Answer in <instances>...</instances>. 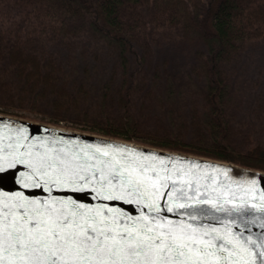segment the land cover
Masks as SVG:
<instances>
[{
    "label": "snow or ice",
    "instance_id": "1",
    "mask_svg": "<svg viewBox=\"0 0 264 264\" xmlns=\"http://www.w3.org/2000/svg\"><path fill=\"white\" fill-rule=\"evenodd\" d=\"M9 124L0 178L23 170L19 188L0 187V264H264V232L244 230L264 228L256 174L235 179L225 166L131 145L29 139Z\"/></svg>",
    "mask_w": 264,
    "mask_h": 264
},
{
    "label": "trees",
    "instance_id": "2",
    "mask_svg": "<svg viewBox=\"0 0 264 264\" xmlns=\"http://www.w3.org/2000/svg\"><path fill=\"white\" fill-rule=\"evenodd\" d=\"M83 31L114 53L122 71L115 100L104 93L100 104L81 116L75 113L74 123L83 132L264 171V138L241 133L226 112L229 86L224 72V65L248 43L264 38V0H0L3 106L34 111L47 98L53 122L77 112L79 96L86 91L81 85H67L50 48ZM162 38L202 46L195 50L190 68L203 81L202 104H192L188 117L178 116L176 123L156 122L149 128L126 98L129 80H135L133 72H127L129 56L144 85L152 46ZM156 77L154 68L152 79Z\"/></svg>",
    "mask_w": 264,
    "mask_h": 264
},
{
    "label": "rangeland",
    "instance_id": "3",
    "mask_svg": "<svg viewBox=\"0 0 264 264\" xmlns=\"http://www.w3.org/2000/svg\"><path fill=\"white\" fill-rule=\"evenodd\" d=\"M197 48L202 49V46L174 39L162 38L154 43L151 62L144 68V85L138 82L139 67L129 56L127 72H133L135 80H129L132 88L128 86L126 98L133 102L136 116L141 115L148 120L149 128H154L156 122L166 125L171 121L176 123L178 116L187 118L192 104L201 107L199 89L203 81L190 71ZM50 50L55 52L66 75L67 85H81L86 91L85 96H79L77 112L72 113L66 121L53 122L48 116L50 108L46 106L47 98L38 102V110L28 111V107L15 110L3 106L1 97L0 112H8L5 115L14 112L22 116L18 118L28 121L82 131L74 123L75 113L81 116L83 111L100 104L104 93L107 99L115 100L114 90L121 83L122 71L114 53L97 37L89 36L85 31L67 43L56 42ZM154 68H157V77L153 80ZM224 72L229 86L226 112L233 126L241 133L264 138V38L248 43L224 65ZM5 77L10 80L7 74Z\"/></svg>",
    "mask_w": 264,
    "mask_h": 264
},
{
    "label": "water",
    "instance_id": "4",
    "mask_svg": "<svg viewBox=\"0 0 264 264\" xmlns=\"http://www.w3.org/2000/svg\"><path fill=\"white\" fill-rule=\"evenodd\" d=\"M9 121H11V124L8 125L9 128H12V129L24 128V129H26L27 136L29 139H31L32 137H37V138H41V139L47 137L51 141V139H54V138L55 139H65V140H75L77 137H79L81 143H84V142H87V143L110 142L113 144L131 145V146H135L139 149H142L145 151L156 152L158 154L181 156V157H186L192 161H201V162H207V163L213 164V165L225 166V167L230 168L231 171L229 174L235 179H241L245 175L256 174L257 176H259L261 178V186H264V171L244 168V167L235 165L231 162L214 160V159H210V158L194 156V155L185 154V153H181V152L162 150V149L142 145L139 143H135L132 141L110 138V137L86 133V132H82V131L64 129V128L56 127V126L45 124V123L44 124L36 123V122L28 121V120H25L22 118L10 116V115H5V114H0V124H6ZM21 170H23V166H18V169L9 170L6 175H4L2 178H0V187H3L6 191H12V190L19 188L20 185L16 182V177L19 176V172ZM27 191L29 192V194H32V195L44 194L40 190H37V189H31V190H27ZM55 194H58V195L69 194V195L75 196L76 198H78L82 201L92 202L91 194L88 192H68V193H65L63 191H57ZM116 203L122 204V202H119V201H117ZM122 206L128 208L130 211H133V212L136 211V209L133 205L122 204ZM208 222L211 223L213 221L210 220ZM248 224H249V226L246 227L244 230L249 232L255 238H259L260 233L264 232V228H261L258 223L257 224H251L249 221Z\"/></svg>",
    "mask_w": 264,
    "mask_h": 264
}]
</instances>
